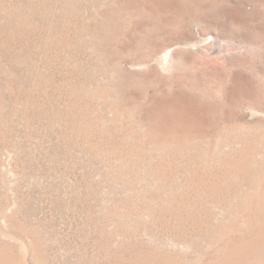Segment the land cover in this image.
I'll list each match as a JSON object with an SVG mask.
<instances>
[{"label":"rangeland","instance_id":"1","mask_svg":"<svg viewBox=\"0 0 264 264\" xmlns=\"http://www.w3.org/2000/svg\"><path fill=\"white\" fill-rule=\"evenodd\" d=\"M0 264H264V0H0Z\"/></svg>","mask_w":264,"mask_h":264}]
</instances>
